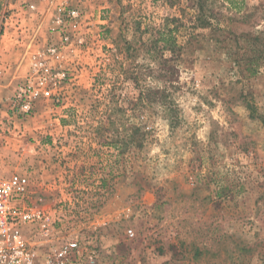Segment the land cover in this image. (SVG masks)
<instances>
[{
	"label": "rangeland",
	"instance_id": "obj_1",
	"mask_svg": "<svg viewBox=\"0 0 264 264\" xmlns=\"http://www.w3.org/2000/svg\"><path fill=\"white\" fill-rule=\"evenodd\" d=\"M225 1L220 29L194 49L186 0H0L15 62L57 40L61 7L89 17L82 46L60 58L59 100L22 111L25 76L0 93V175L28 177L19 203L47 226L21 230L40 254L76 241L65 264H264V126L242 101L249 92L264 118V58L255 75L238 72L252 54L243 37L264 45V0H238L240 15ZM166 17L179 19L170 74L146 53ZM149 86L165 92L141 101Z\"/></svg>",
	"mask_w": 264,
	"mask_h": 264
},
{
	"label": "built area",
	"instance_id": "obj_2",
	"mask_svg": "<svg viewBox=\"0 0 264 264\" xmlns=\"http://www.w3.org/2000/svg\"><path fill=\"white\" fill-rule=\"evenodd\" d=\"M88 18L86 11L78 7L64 6L58 10L51 28L57 40L31 55L29 69L16 91L15 100L22 111L29 112L40 97L61 98L70 78L60 58L70 48L82 46L89 32L86 31L89 30L86 26ZM28 183L24 174L0 175V264H65L77 247L76 241L69 247L59 248L56 253L43 255L23 235V223L37 221L41 228L47 226L45 214L22 207L19 203Z\"/></svg>",
	"mask_w": 264,
	"mask_h": 264
},
{
	"label": "trees",
	"instance_id": "obj_3",
	"mask_svg": "<svg viewBox=\"0 0 264 264\" xmlns=\"http://www.w3.org/2000/svg\"><path fill=\"white\" fill-rule=\"evenodd\" d=\"M179 1V0H176ZM189 3L188 11L189 17H187L185 29H186V40L185 42L191 47L202 48V44L199 43L206 35L204 29H210L211 31L220 29L223 20L220 17L223 15L219 9H214L215 3L218 0H186ZM224 2V1H223ZM227 7L235 11L236 14L240 15L242 5H238V0H226ZM246 16V15H241ZM178 17L168 18L166 17V22L158 28L155 32L156 34L149 38V46L146 48V53L153 57L154 60L159 65V71H164L170 74L172 67L167 64L168 58L164 57L166 51L172 52V54H177L176 52L180 49V44L177 42L175 33L178 31V26L175 21L178 22ZM169 22H175L173 25H169ZM225 28H227L225 26ZM242 37V36H241ZM240 38V37H239ZM261 36L252 35L251 38L243 37V43L247 44L244 48L245 50L251 51L252 54L244 59V66L238 70L239 74L243 75L244 78L255 75L259 71L261 59L264 58V45L261 43ZM249 42V44L247 43ZM250 47V48H249ZM159 72L157 78L166 77L167 75ZM160 80V79H158ZM165 92L164 87H142L139 91V98L141 101L144 97L148 99L152 95L160 94L163 95ZM242 101L245 107L249 111V115L252 118L259 119L264 126L263 114L259 111L257 104L254 101L252 95L246 92L242 95ZM146 100V99H145ZM148 101V100H147Z\"/></svg>",
	"mask_w": 264,
	"mask_h": 264
},
{
	"label": "crops",
	"instance_id": "obj_4",
	"mask_svg": "<svg viewBox=\"0 0 264 264\" xmlns=\"http://www.w3.org/2000/svg\"><path fill=\"white\" fill-rule=\"evenodd\" d=\"M3 49L4 46L0 44V55H2L0 57V93L4 86H11L13 90L29 69L27 57L25 58L23 54L17 59L19 63L14 61V54L17 52L14 46L7 47L5 51Z\"/></svg>",
	"mask_w": 264,
	"mask_h": 264
}]
</instances>
